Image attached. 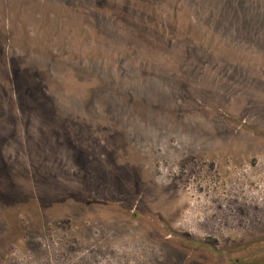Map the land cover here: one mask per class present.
Listing matches in <instances>:
<instances>
[{
    "label": "rangeland",
    "instance_id": "374dc122",
    "mask_svg": "<svg viewBox=\"0 0 264 264\" xmlns=\"http://www.w3.org/2000/svg\"><path fill=\"white\" fill-rule=\"evenodd\" d=\"M0 264H264V0H0Z\"/></svg>",
    "mask_w": 264,
    "mask_h": 264
}]
</instances>
